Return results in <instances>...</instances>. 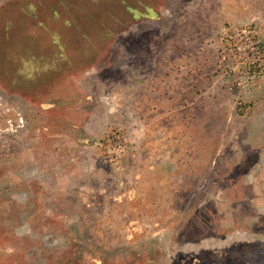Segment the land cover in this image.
Instances as JSON below:
<instances>
[{"label":"rangeland","instance_id":"rangeland-1","mask_svg":"<svg viewBox=\"0 0 264 264\" xmlns=\"http://www.w3.org/2000/svg\"><path fill=\"white\" fill-rule=\"evenodd\" d=\"M206 26L229 110L195 113L185 175L136 176L129 128L86 138L76 87L102 77H74L105 61L129 94L131 57L146 73ZM0 264H264V0H0Z\"/></svg>","mask_w":264,"mask_h":264},{"label":"crops","instance_id":"crops-1","mask_svg":"<svg viewBox=\"0 0 264 264\" xmlns=\"http://www.w3.org/2000/svg\"><path fill=\"white\" fill-rule=\"evenodd\" d=\"M164 9L167 8L152 11L165 17L164 12L168 14L169 10ZM136 26L138 21L131 30ZM203 30L207 39H201L191 52L185 54L184 45H178L179 56L146 57V73L138 66L140 59L137 56L131 57V71L127 76L132 81L129 94L116 88L107 91L105 70L108 62L105 61L98 62L97 70L90 69L74 77L75 80L102 77L104 87L98 93L85 86L76 87V91L81 92L84 98V111L88 112L84 116V130L88 133L86 138L90 139L88 142H93L92 136L99 134L95 130L96 125L101 133L111 122L129 128L131 159L135 161L132 170L136 176L164 177L168 181L171 177L185 175L184 170L191 165L186 158L187 139L190 143L193 140L190 128H194L195 122L198 129L206 132L209 129L206 120H194L198 117L195 113H222L229 110L225 102L231 96L230 90L217 86L219 78L213 75L214 67L208 55V49L217 43L213 38V29L206 26ZM163 31L167 33V36L164 33L163 41L169 46V32H186L187 26L178 23L171 26L169 23L163 26ZM120 76L123 77L122 72ZM143 78L146 83L140 84L139 80ZM145 186L149 190L150 184Z\"/></svg>","mask_w":264,"mask_h":264},{"label":"trees","instance_id":"trees-1","mask_svg":"<svg viewBox=\"0 0 264 264\" xmlns=\"http://www.w3.org/2000/svg\"><path fill=\"white\" fill-rule=\"evenodd\" d=\"M122 1H123V0H122ZM98 4L101 5V2H98L97 5H98ZM105 5H106V4H105ZM97 7H100V8H101V6H97ZM85 8H87V7H85ZM101 9H102V8H101ZM98 10H99V8H97L95 12H94L93 9L90 10L89 13H86V14H88L87 17L91 19V18L93 17V15H94V16L98 15ZM99 11H100V10H99ZM108 11H109V10L107 9V5H106V7H104V10L102 9L103 14L106 15V16H110V15L112 16L113 14H112V13H108ZM90 16H91V17H90ZM105 26H106V24H103V22H101V21L99 20V29L101 30V27H105ZM105 28H106V27H105Z\"/></svg>","mask_w":264,"mask_h":264}]
</instances>
